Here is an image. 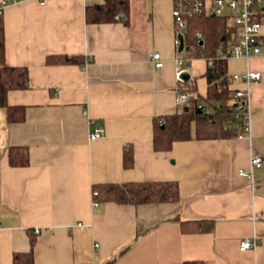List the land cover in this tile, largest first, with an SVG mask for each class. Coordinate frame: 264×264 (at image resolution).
<instances>
[{"label":"crops","instance_id":"obj_1","mask_svg":"<svg viewBox=\"0 0 264 264\" xmlns=\"http://www.w3.org/2000/svg\"><path fill=\"white\" fill-rule=\"evenodd\" d=\"M13 1L1 16L7 64L29 69L30 84L7 97L26 107L24 122L9 123L0 108V264L31 250L29 230L37 236L35 264H264V46L248 60H227L230 92L250 93V134L199 138L194 124L192 140L156 151L153 119L179 109V59L197 78L205 112L217 110L205 102L209 63L186 59L187 49L176 46L172 0H130L129 25L122 15L86 23L87 6L105 0ZM60 54L87 62L46 63ZM250 70L262 78L248 85L233 77ZM96 128L105 135L90 139ZM11 146L29 148V166H9ZM126 152L133 156L128 168ZM253 155L261 167L252 168ZM151 181L178 182L181 200L94 202V184ZM200 221L214 229L182 225ZM256 238L255 249L240 250L242 240Z\"/></svg>","mask_w":264,"mask_h":264},{"label":"trees","instance_id":"obj_2","mask_svg":"<svg viewBox=\"0 0 264 264\" xmlns=\"http://www.w3.org/2000/svg\"><path fill=\"white\" fill-rule=\"evenodd\" d=\"M130 0H105L102 4L87 6L85 21L89 24L115 23L118 15L129 25ZM188 28L184 31L185 49L191 52V57L204 59L209 63L206 78H208L207 98L208 105L217 103L214 113H206L205 107L200 105L201 95L197 90V78L194 77L179 87L180 93L191 94L184 105H178V112L174 115L158 116L154 123V149L168 151L174 143L190 141L192 129L196 125V137H231L236 130L229 129L232 114L235 111L236 100L230 92L228 77V58L232 55V44L235 39L234 30L230 27L229 19L225 17H212L210 15H194L189 19ZM203 34L204 43L196 38V32ZM224 38V40H223ZM181 52V51H179ZM86 57L83 55H49L48 65H85ZM29 69L22 66L11 67L7 64L5 25L0 17V108H5L9 123L24 122L27 118L26 107L23 105L11 106L7 99L10 91L25 90L29 88ZM202 100V101H201ZM187 107L188 109L186 110ZM203 112L200 113L199 110ZM10 167L19 168L30 165L31 156L27 146H11L7 151ZM133 164L132 153L126 152L124 166ZM94 202L105 204L108 202L120 205L177 203L181 200L180 185L176 181L166 182H127L94 184ZM184 230L195 226L196 232H211L213 222L200 221L194 224L184 223ZM31 250L29 252L15 253L14 264H35L34 250L37 236L29 230ZM116 259L110 261L113 263ZM194 264V263H186Z\"/></svg>","mask_w":264,"mask_h":264},{"label":"built area","instance_id":"obj_3","mask_svg":"<svg viewBox=\"0 0 264 264\" xmlns=\"http://www.w3.org/2000/svg\"><path fill=\"white\" fill-rule=\"evenodd\" d=\"M23 0H14V2ZM43 2L44 0H40ZM10 3V0H3L0 3V17L4 13L5 7ZM172 18L175 21L176 29V46L179 48L181 43L180 36L184 38V31L188 28L189 19L194 15H210L212 17H225L229 19L230 27L234 30L235 39L231 46L232 55L230 57L250 59V57L258 56L262 53L264 46L261 40L262 18L264 14V0H172ZM198 41L204 43L203 34L199 31L196 33ZM185 50V46L183 48ZM187 58H191V52ZM152 59L157 68H162L163 61L160 53L152 55ZM177 69V77L181 82L180 76L187 71V64L184 59H179ZM234 79L251 84L253 81H258L262 78L259 72L248 71L243 74H236ZM191 97V94L180 93L178 90V104L184 105ZM236 100L235 111L232 114L235 122V130L240 138L245 137L251 132V110L249 106L250 93L247 91L236 90L234 94ZM105 135V130L96 128L91 132L90 139H98ZM262 157L253 155L250 164L253 167H261ZM242 176L252 178V172L241 169ZM97 192H93L96 195ZM96 205L98 203L95 202ZM35 233H39L40 229H35ZM258 239H245L240 243V250H251L258 246Z\"/></svg>","mask_w":264,"mask_h":264},{"label":"water","instance_id":"obj_4","mask_svg":"<svg viewBox=\"0 0 264 264\" xmlns=\"http://www.w3.org/2000/svg\"><path fill=\"white\" fill-rule=\"evenodd\" d=\"M180 39H181V43H180L178 49H180V51H183L184 50L183 49L184 48V38H183V36H180ZM223 40H224V38H223ZM180 79H182L184 82H188L191 79L190 78V73L187 72V71L183 72L181 74V76H180ZM185 108H186V110L188 109L187 107H185ZM199 111H200V113L203 112L201 109Z\"/></svg>","mask_w":264,"mask_h":264}]
</instances>
